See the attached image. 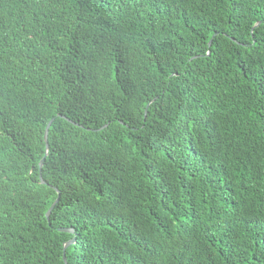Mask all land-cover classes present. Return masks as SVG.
<instances>
[{"label":"trees","instance_id":"trees-1","mask_svg":"<svg viewBox=\"0 0 264 264\" xmlns=\"http://www.w3.org/2000/svg\"><path fill=\"white\" fill-rule=\"evenodd\" d=\"M0 264H264V0H0Z\"/></svg>","mask_w":264,"mask_h":264},{"label":"water","instance_id":"water-1","mask_svg":"<svg viewBox=\"0 0 264 264\" xmlns=\"http://www.w3.org/2000/svg\"><path fill=\"white\" fill-rule=\"evenodd\" d=\"M259 23H260V21L256 22V23L254 24L253 28L256 27V26H258ZM214 35H215V34H213V36H214ZM211 41H212L211 39L208 41V45L211 44ZM207 54H209V51L207 52ZM146 109H147V107L145 108L144 115L146 114ZM59 116H61V115H59ZM61 117H64V116H61ZM53 119H54V118H51V119L47 122V124H46V126H45L44 133H43V138H44V141H45V150H44V155L40 158V160H39V162H38V176H39V182L42 183V184H46V182H45L44 179L42 178V175H41V169H42V166H43V163H44L45 157H46V155H47V153H48V148H49V146H48V142H47V134H48V129H49V127H50V125H51ZM67 120L70 121V122H72V123H74V122L71 121L69 118H67ZM107 125H108V123L104 124V125L101 126L100 128H104V127H106ZM49 186L52 187V185H50V184H49ZM54 189L56 190V192H57V194H58V192H59L58 189H57V188H54ZM58 200H59V194L56 196L55 200L52 202V204L50 205V207L47 209V211H46V213H45V217H46L47 220H49L50 213H51L52 209L54 208L55 204L58 202ZM58 230H59V231H66V232H72V231H73L71 228H58ZM73 242H74V239H71V240H69V241H66V242L63 244V249H65L69 244H71V243H73ZM62 258H63V262L66 263V257H65V255H64V253H63Z\"/></svg>","mask_w":264,"mask_h":264}]
</instances>
